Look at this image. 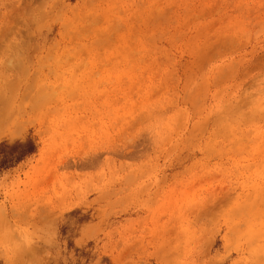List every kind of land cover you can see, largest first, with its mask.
<instances>
[{
  "label": "rangeland",
  "instance_id": "1",
  "mask_svg": "<svg viewBox=\"0 0 264 264\" xmlns=\"http://www.w3.org/2000/svg\"><path fill=\"white\" fill-rule=\"evenodd\" d=\"M0 264H264V0H0Z\"/></svg>",
  "mask_w": 264,
  "mask_h": 264
},
{
  "label": "trees",
  "instance_id": "2",
  "mask_svg": "<svg viewBox=\"0 0 264 264\" xmlns=\"http://www.w3.org/2000/svg\"><path fill=\"white\" fill-rule=\"evenodd\" d=\"M12 149H17V152L13 157L0 158V169H5L12 166L15 163L20 162L27 155L36 151V145L33 141L16 142L11 146Z\"/></svg>",
  "mask_w": 264,
  "mask_h": 264
}]
</instances>
